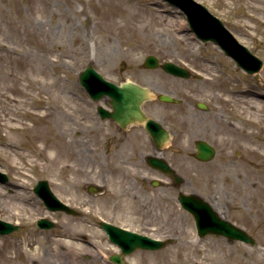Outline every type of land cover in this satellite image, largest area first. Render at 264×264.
Masks as SVG:
<instances>
[{
	"label": "rangeland",
	"instance_id": "374dc122",
	"mask_svg": "<svg viewBox=\"0 0 264 264\" xmlns=\"http://www.w3.org/2000/svg\"><path fill=\"white\" fill-rule=\"evenodd\" d=\"M200 1L226 16L239 0ZM185 16L165 0H0V171L9 177L0 181V218L20 225L0 234V264H112L120 249L101 220L171 239L126 254V264H264V66L257 82L218 44L194 37ZM258 18L229 26L264 60ZM149 54L189 67L191 76L144 67ZM88 64L107 79L182 98L148 104L156 115L176 109L166 157L184 178L180 189L208 199L256 245L198 236L173 179L145 162L153 152L146 136L134 153L131 144L114 149L113 125L96 110L106 99L94 101L78 82ZM202 138L216 147L213 160L195 158ZM40 179L79 214L47 209L33 192ZM92 184L103 192L92 194ZM40 216L55 226H37Z\"/></svg>",
	"mask_w": 264,
	"mask_h": 264
},
{
	"label": "water",
	"instance_id": "95a60500",
	"mask_svg": "<svg viewBox=\"0 0 264 264\" xmlns=\"http://www.w3.org/2000/svg\"><path fill=\"white\" fill-rule=\"evenodd\" d=\"M182 7L187 12L190 27L203 40L211 39L219 44L226 54L232 56L238 64L242 65L250 73L259 71L263 66V60L251 53L250 49L240 43L233 34L225 27L223 22L211 14L205 6L194 0H169ZM144 66L155 68L161 66L167 72L174 75L189 77V71L171 61L160 63L155 55H148L144 60ZM91 97L98 101L107 95H111V105L113 111L109 112L106 107L99 105L98 111L103 118L111 116L122 127H127L131 123L145 124L153 140L159 148L170 139V131L166 129L160 121L148 116L143 104L152 97V92L146 85H142L133 80H125L120 84L108 80L96 70L93 64L87 65L80 71V81ZM158 97L166 101H179L167 93H161ZM201 107H203L201 105ZM197 152L195 156L201 160H210L215 155V148L205 140H197ZM148 161L152 166L160 168L170 174L176 182H181L182 177L176 173L167 161L160 156L150 155ZM9 177L5 172L0 171V180H7ZM158 184V180L153 181ZM89 191L93 193L103 192L101 186L89 185ZM35 192L43 199L45 205L51 210H64L67 213L79 214V212L66 202L62 201L52 190L47 179H41L34 187ZM182 206L188 209L194 216L198 234L205 236L213 233L226 236L229 240L239 239L252 245L256 240L245 229L237 226L227 218L221 216L213 206L203 197L196 193L186 194L180 192L179 199ZM39 227L51 228L55 222L46 217L37 220ZM100 226L105 229L111 241L117 243L122 254H129L137 248L159 249L168 240L150 237L148 235L127 229L108 221H102ZM19 228L18 224L0 218V234H8ZM111 259L121 264L124 263L121 254H113Z\"/></svg>",
	"mask_w": 264,
	"mask_h": 264
},
{
	"label": "flooded vegetation",
	"instance_id": "af4514ba",
	"mask_svg": "<svg viewBox=\"0 0 264 264\" xmlns=\"http://www.w3.org/2000/svg\"><path fill=\"white\" fill-rule=\"evenodd\" d=\"M237 5H238L237 9L236 8L235 9H227L226 8V11H225L226 16L218 14L217 12L211 10V8L208 5L207 6L216 16L220 17L231 30H232V28L229 26V24H232V26H234L235 28L236 27L239 28L238 26L242 24L241 23L242 21L246 22L247 24L260 23L259 22L260 19L258 18V14H261V18L264 19V0H239L237 2ZM222 7L225 8L224 6H222ZM252 15H254V16H252ZM224 18L226 19V21L228 23H226ZM119 81H121V80H119ZM111 99H112V96L108 95L107 96V104H108V107L110 109L112 108L111 107V101H110ZM148 104L149 103L145 104V110L149 115L151 114L152 116H154L158 119H161V121L168 126H169V124L167 122H171V123L174 122L176 109H173L170 106H167L168 109L166 110L165 115H163V116L162 115H156L153 112L152 107L151 106L149 107ZM167 104L171 105L173 103H166V105ZM206 106L208 109V104ZM109 120L111 121V123L113 125V131L111 133V139H110L111 141L110 142L114 146V149L120 150V149L124 148L126 146V144H127V146H128V144H131V148H132L131 151H132V153H134L136 150V147H137V143L140 141V139H142L144 136H146L151 142V147L153 150L152 153H159V154L164 155L165 157L167 156V152H168L169 147L171 146L172 142L170 144L164 146L161 149L154 142V140H152V138L149 136V134H148L147 130H145L146 128L143 124L131 125L128 128H122L112 118H110ZM131 128H134L135 132L130 138V137H128V131ZM173 135H174V132H173ZM140 137H142V138H140ZM131 141H133V142H131ZM144 160L147 163L146 155H145ZM168 161H169V163H171V161L169 159H168ZM155 170L160 172V170H158V169H155ZM173 184H174V186L176 185L178 188H179V186H181V184L179 185V184H176L175 182H173Z\"/></svg>",
	"mask_w": 264,
	"mask_h": 264
},
{
	"label": "bare ground",
	"instance_id": "6f19581e",
	"mask_svg": "<svg viewBox=\"0 0 264 264\" xmlns=\"http://www.w3.org/2000/svg\"><path fill=\"white\" fill-rule=\"evenodd\" d=\"M116 5H117V4H115V6H116ZM20 128H21L22 130H26V131H28V130L30 131V130L33 129L32 127H28V126H24V127L21 126ZM20 128H19V129H20ZM30 243H31V242H29V244H30ZM74 264H75V263H74ZM76 264H77V263H76Z\"/></svg>",
	"mask_w": 264,
	"mask_h": 264
}]
</instances>
